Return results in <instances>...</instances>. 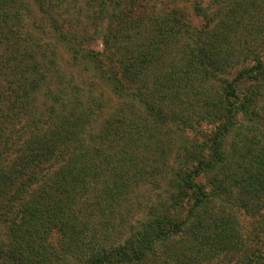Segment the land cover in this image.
<instances>
[{
	"label": "trees",
	"instance_id": "16d2710c",
	"mask_svg": "<svg viewBox=\"0 0 264 264\" xmlns=\"http://www.w3.org/2000/svg\"><path fill=\"white\" fill-rule=\"evenodd\" d=\"M70 8L0 0V264H264V0Z\"/></svg>",
	"mask_w": 264,
	"mask_h": 264
},
{
	"label": "rangeland",
	"instance_id": "374dc122",
	"mask_svg": "<svg viewBox=\"0 0 264 264\" xmlns=\"http://www.w3.org/2000/svg\"><path fill=\"white\" fill-rule=\"evenodd\" d=\"M28 2H29V4L31 5V0H27ZM154 1V0H153ZM69 2H70V5H71V8L68 10V11H64V12H62V10H61V12H62V14L60 15V18L62 19V17L63 16H65L67 19H68V17L70 18V19H74L75 18V20L74 21H76V17H77V19H78V17H79V12L80 11H78V8H80V7H83V6H86V4H87V0H69ZM34 15H35V22L33 23L34 25H33V27L36 29V28H38V27H36L37 25H39V22H38V20L40 19L39 18V14L38 13H36V12H32ZM32 13H31V15H32ZM81 16L82 17H85V7L83 8V10H82V12H81ZM28 21H29V23H32L33 21H34V19L33 18H28ZM198 22H202L201 20L199 21V20H197ZM68 22H69V20H68ZM68 24V23H67ZM84 24H85V22H84V20H83V25L81 24V22H78V23H75V27L76 28H78V29H81V28H83L84 27ZM94 46H96L97 48H102V43H101V41L99 40V41H97L96 43H95V45ZM63 60V59H62ZM65 60H63V62H64ZM65 63V62H64ZM65 65V67H66V64H64ZM72 71H76V70H72ZM145 188L144 189H142V191L141 192H143V191H146L145 193H144V198H146V199H148V197L149 196H152V198L155 196V194L157 193V192H159V190L161 191V189L160 188H153V187H148V186H144ZM140 192V198L142 199V193ZM138 214V213H137ZM135 215V214H134ZM133 217V216H132ZM135 218H133V220H134ZM241 221H242V225H243V229L244 230H249L250 232H253V230H254V228L255 227H257V226H259V221H261V220H255V221H251L250 219H248V218H242L241 219ZM262 222L264 223V219L262 220ZM249 241V240H248ZM259 240H257V238H255L254 240L251 238V240L249 241V243H251V245L253 244V243H257ZM234 263H236V261L235 260H233V262H231L230 264H234Z\"/></svg>",
	"mask_w": 264,
	"mask_h": 264
}]
</instances>
